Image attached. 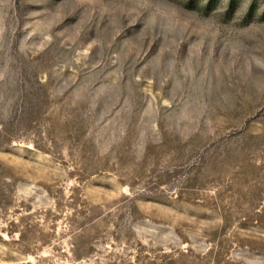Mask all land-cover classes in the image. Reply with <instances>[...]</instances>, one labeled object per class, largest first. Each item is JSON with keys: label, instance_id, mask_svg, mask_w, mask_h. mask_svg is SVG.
I'll return each instance as SVG.
<instances>
[{"label": "rangeland", "instance_id": "obj_1", "mask_svg": "<svg viewBox=\"0 0 264 264\" xmlns=\"http://www.w3.org/2000/svg\"><path fill=\"white\" fill-rule=\"evenodd\" d=\"M0 264H264V0H0Z\"/></svg>", "mask_w": 264, "mask_h": 264}]
</instances>
